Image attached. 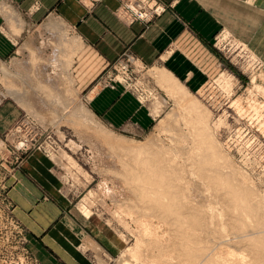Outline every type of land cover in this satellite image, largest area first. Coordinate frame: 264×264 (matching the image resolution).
I'll return each instance as SVG.
<instances>
[{"label": "bare ground", "instance_id": "obj_1", "mask_svg": "<svg viewBox=\"0 0 264 264\" xmlns=\"http://www.w3.org/2000/svg\"><path fill=\"white\" fill-rule=\"evenodd\" d=\"M48 29L55 32L58 25L50 23ZM226 33L227 36L231 34L230 31ZM59 39L60 42L58 40V44H54L59 45L56 50L69 54L62 64L74 88L70 69L79 44L74 40L73 54L69 40ZM237 43L239 46L233 44L228 49H231V62L241 67L245 64L244 71L251 74V82L241 92L238 82L226 73L215 80V85L223 92L214 101V113L223 111L215 124L211 121L214 113L206 109L170 72L158 67L149 71L157 85L160 84L184 113L183 120L190 132V146L186 151L156 143L152 136L145 142H138L121 141L122 138L119 140L102 134L107 146L122 153H117L115 163L112 160L116 168H111V165L107 171L105 169V173L113 177H105L99 182L97 190L91 191L92 200L100 203V216L108 215V225L115 223V227H120L134 241L133 244L128 242L122 231L118 232L119 245L111 241L120 253L116 264H264V194L253 180L251 182L247 173L236 167L234 158L231 159L220 141L224 135L222 132L219 134L220 128L227 126L228 118H231L229 113L234 112L240 119L256 124L257 130L264 135V75L254 72L258 57L250 49L251 55L245 54L248 44L240 39ZM1 69L6 76L12 77L5 65ZM205 87L198 92L201 96L206 92ZM11 91L13 98L22 103L23 96ZM257 97H262L263 101ZM24 103L22 105L25 106ZM63 106L66 109L65 103ZM77 107L72 106L70 114L77 122L87 125L90 111ZM96 133L99 135V131ZM238 136L241 138V133ZM174 142L181 146L180 139ZM23 144L18 147L21 149ZM48 147L52 145L48 144ZM85 175L87 185L95 182L93 177ZM108 182L113 187H109ZM90 213L84 212L87 220L91 219ZM96 224L104 229L100 223ZM109 235L104 234L105 239H111ZM94 247L97 264L113 262L98 245Z\"/></svg>", "mask_w": 264, "mask_h": 264}, {"label": "crops", "instance_id": "obj_2", "mask_svg": "<svg viewBox=\"0 0 264 264\" xmlns=\"http://www.w3.org/2000/svg\"><path fill=\"white\" fill-rule=\"evenodd\" d=\"M161 1L168 10L160 18L149 25H128L117 14L118 0H0V60L18 54L26 35L45 26L47 33L67 38L73 54L74 40L78 41L70 69L76 91L87 76L123 57L149 69H165L188 90L197 91L208 82L214 64H220L213 42L223 31L248 44L264 62V0ZM50 23L58 25L57 31L48 29ZM55 46L46 60L62 62L69 57ZM84 51L89 57L80 62ZM32 59L37 57L33 54ZM118 87L92 90L91 108L113 126L142 123L145 102ZM15 120L10 106L0 110V130L7 131ZM8 185L14 217L26 231L30 252L38 264H92L85 247L91 242L99 245L98 240L103 247L110 243L104 237L106 230L93 218L83 217L63 194L54 162L44 152L35 150L24 156Z\"/></svg>", "mask_w": 264, "mask_h": 264}, {"label": "rangeland", "instance_id": "obj_3", "mask_svg": "<svg viewBox=\"0 0 264 264\" xmlns=\"http://www.w3.org/2000/svg\"><path fill=\"white\" fill-rule=\"evenodd\" d=\"M54 19L59 21L58 18ZM62 31L67 33V29L62 28ZM223 32V35L216 37L213 42V47L219 54L220 64H214L212 67L210 78L206 83L207 85L205 84V94L201 96L198 93L204 86L197 91L188 90L211 113H214V104H216L214 101L218 100L223 93L214 83L221 74L226 73L235 79L240 85L241 92H244L251 82V74L244 71L243 66L245 64H242L243 68L236 66L231 62L229 56L231 50H228L229 46L232 47L233 44L239 46L237 43L239 39L232 34L227 36L226 31ZM217 38H220L219 46L216 44ZM58 40V36L46 32L45 26L35 27L19 45L22 49L17 52L18 54L7 60H0V110L5 106H10L16 114V120L10 128L5 132L0 130V264H38L30 252L26 231L14 217L13 204L7 195L10 175L27 154L39 150L52 159L56 173L62 182V192L71 200L72 206L83 217H85V211L91 212V218L96 223H100L111 234L110 243L106 241L104 243L106 247H103L102 240H98L100 241L98 246L112 259L113 262L108 261V264H116L115 261L118 260L120 253L118 249L112 246L111 241L114 240L115 243L113 244L119 245L118 232L122 231L123 233L124 231L120 227H115L117 226L115 223L108 225V215L100 216V203L97 200H92L91 191H96L97 185L105 177H113L105 172L111 165V168H116L113 165L116 162L114 159L122 152L115 151L118 150L116 148L112 150L113 147L107 146V143L103 141L102 134L112 135L119 140L122 138L121 141L138 142H145L147 138L152 136L156 139V143H164L175 149L181 148V151H186L190 146V142H188L190 132L183 120L184 113L160 84L157 85L156 79L149 75L150 69L148 67L134 59L130 60V58L123 57L105 69H97L93 75L87 76L85 82L80 83L79 91H76L68 81L65 65L63 66L61 61L46 60L51 57L54 52V45ZM249 49L248 46L246 50ZM247 51L245 54L248 55L250 54L249 51L252 54L255 53L251 49ZM33 54L37 60L32 59ZM255 55L258 57V62L254 72L256 75H260L264 69V62L256 53ZM88 57L89 53L84 51L81 54L80 62H82V58L86 61ZM2 65H5L12 77H8L2 72ZM140 65L142 69L139 70ZM77 66L79 65L75 66V70ZM126 66L127 71L124 70ZM220 70L224 71L214 78ZM77 73L76 71L75 75ZM121 77L124 78L120 82ZM76 78L78 80V77ZM107 85L116 88L119 85L121 89L127 91V94H133L140 101L145 102L147 106L144 111L146 117L142 123L127 122L122 126H113L94 112L89 104L91 91L95 90L96 87L110 88L106 87ZM9 88L23 96L22 103L26 102L24 103L25 106L13 98ZM261 98L257 97L260 102L263 101ZM64 103L67 110L63 106ZM76 105L77 108L90 111L88 114L90 113L91 118L87 123L90 126L77 122L70 114L72 106ZM224 109L226 110V108ZM151 111L152 116H148ZM220 112L214 113L211 118L212 124L219 120L223 111L220 110ZM229 115L231 118H228L227 126L219 130V134L221 135L222 132V136L224 135L220 141L222 140L223 146H226L224 149L229 152L231 159L234 158L235 161L233 160V162L236 167L238 166V169L247 173L251 182L254 181L257 189L264 194V135L257 130L256 124L251 125L250 121L240 119L234 112H230ZM215 127L219 128L218 125ZM97 131H99V135L96 133ZM240 133L241 138L238 136ZM179 139L181 146L174 142ZM21 143L25 145L23 144L20 149L18 145ZM48 144H51L52 147H48ZM73 145L75 146L73 147ZM118 152L119 154H117ZM72 163L75 164L72 165ZM85 174L93 177L95 182L87 185ZM110 182H108V186L113 187ZM106 201L109 205L111 204L108 198ZM159 232L162 233L163 230L160 229ZM123 234L129 239L128 242L133 244V238L126 233ZM165 240L167 241L166 238ZM96 245V243L91 242L85 247L89 250L92 264H97L94 247Z\"/></svg>", "mask_w": 264, "mask_h": 264}, {"label": "built area", "instance_id": "obj_4", "mask_svg": "<svg viewBox=\"0 0 264 264\" xmlns=\"http://www.w3.org/2000/svg\"><path fill=\"white\" fill-rule=\"evenodd\" d=\"M120 3L117 14L121 20H123L128 25H133L135 23H141L149 25L154 22L157 18L164 15L168 6L161 0H118ZM221 32L219 37L223 35ZM222 34V35H221ZM218 37V36H217ZM220 38H217V43L219 46ZM129 58V57H127ZM132 58H130L131 60ZM127 66L124 68L126 69Z\"/></svg>", "mask_w": 264, "mask_h": 264}]
</instances>
